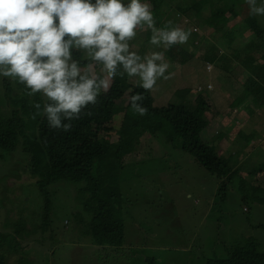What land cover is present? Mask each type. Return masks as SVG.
Masks as SVG:
<instances>
[{"label":"rangeland","instance_id":"1","mask_svg":"<svg viewBox=\"0 0 264 264\" xmlns=\"http://www.w3.org/2000/svg\"><path fill=\"white\" fill-rule=\"evenodd\" d=\"M224 2L239 15L237 21L240 23L234 24L237 30L244 33L238 39V42L243 40V51L237 54L228 50V45L223 44V39L219 37V31L210 28L202 30L200 27L198 30L197 26L194 27L200 42L205 43L204 47L207 45L199 49L198 55L213 56L214 61H217L213 63V70L217 66L218 73L221 76L226 73L228 79L221 80L215 89L217 81L213 79L214 72L204 73L205 70L198 68L194 60L186 63L185 73L174 69L171 76L172 80L179 79L175 73L177 70L182 75L178 81L180 90L185 92V87L190 88V93L184 96L190 107H195L198 87L212 86L213 90L206 92L213 105V111L210 112L212 116L206 114L209 125L200 137L216 151H222V157L231 169L246 163L235 169L230 177L224 199L220 200L218 192L223 180L208 173L190 154L184 153L180 140L173 142L157 131L145 133L130 154L123 156L121 168L116 171L118 185L112 186L119 191L112 205L122 222V244L118 247H102L93 244L92 238L86 233L88 217L83 206L89 195L79 191L85 186L84 183L58 180L48 186L49 224L44 228L41 220L42 204L33 186V179L28 174L19 176L23 170L17 169L24 156L18 155L17 148L14 153L0 150L1 263L205 264L211 259L225 258L230 250L248 244L264 254V191H256L251 186L252 175L255 177L264 172V164L257 169L256 165L250 163H264V108L253 106L255 96L244 95L240 84L243 82L241 73L248 66V60L241 61L250 53L259 57L257 52H252L258 41L250 38L247 27L241 24L249 12L247 0L205 1L199 8L200 17L205 18L212 8L225 10ZM261 2L257 0V5ZM192 13L193 9H189L186 14ZM187 19L178 18L175 27H187ZM262 31L264 39V27ZM138 39L141 43L145 33ZM192 49L188 42L177 44L172 49V56L182 60L185 54L181 50L191 52ZM82 53L85 59H89L83 50ZM170 70L173 68L170 67ZM93 72L100 76L106 75L102 70L91 69L90 74ZM2 78L7 79L11 87V94L6 99ZM161 78L157 79L152 90L154 92L151 93L154 99L152 107L156 108L163 101L174 98L177 91L172 87L171 78L166 82L159 81ZM258 82L261 83L260 79ZM134 83H139V80L131 82ZM22 91V88L18 89L13 84L12 78L0 76V113L7 114L5 100L7 102L17 92L22 94ZM128 92L115 102L116 108L126 106ZM239 93L241 96L236 99ZM40 96L44 101L47 100L41 93ZM171 101L177 102L178 98ZM239 103L240 111L235 114L234 105ZM122 118L123 113L119 112L111 122L112 131L106 135L111 144L118 139ZM233 125L235 129H232ZM220 128L223 130L220 137L209 136ZM237 129L240 130L239 134ZM86 207L89 209V206ZM17 218L22 221L19 225L15 223Z\"/></svg>","mask_w":264,"mask_h":264},{"label":"trees","instance_id":"2","mask_svg":"<svg viewBox=\"0 0 264 264\" xmlns=\"http://www.w3.org/2000/svg\"><path fill=\"white\" fill-rule=\"evenodd\" d=\"M144 1L150 5V11L159 28L169 22L171 27H175L178 18L186 17L188 26L182 27V30L190 34L193 29H196L194 26L202 30L210 28L212 31L220 32L223 44L230 43L234 37L244 35L236 28V24L240 23L237 21L238 13L227 7L225 2L223 5L225 10L212 8L209 9L205 18H201L199 8L203 2L209 0H178L175 3V0H141L142 3ZM128 2L129 0H124L125 4ZM189 9H193L194 13L186 14ZM230 24L234 25L229 27ZM241 24L247 27L246 32L251 35L250 38L258 41L253 51L262 55L264 15H251L249 11ZM138 36L136 35L129 42L130 51L137 52L136 47H138L148 50L150 54L163 52L164 57H167L174 46L165 48L164 45H152L149 33L145 34V39L140 43V39L137 40ZM253 40L252 42H256ZM81 52L74 49L73 59L80 61L82 70L90 74L91 69L88 68L90 63L95 70L98 67L102 70V65L93 63L90 58L83 60ZM207 60L213 61L214 57L206 58ZM262 68L260 79L262 78L264 82V64ZM121 78L116 76L106 93L103 90L100 91L95 104H89L82 109L80 118L70 122L72 124L70 132L57 131L48 127L43 113L44 104L48 101L43 102L39 93L29 96L26 93L17 92L12 99H8L7 102L5 100L7 114L0 113V150L13 152L17 148L18 155L24 156L17 169L23 170V174L19 173V176L28 174L27 176L33 179V186L37 189L42 204V227L46 228L49 224L48 186L58 180L73 184L84 183L85 186L79 191L89 195L88 201L85 199L83 206L88 217L86 233L92 238L93 244L109 248L121 246L123 240L122 222L118 219L115 206L112 205L119 196L118 189L112 188L113 185H118L116 171L121 168L123 156L130 154L145 133L153 134L157 131L166 138H171L173 142L180 140L181 150L184 153L190 154L208 173L223 180L218 189L220 200L224 199L226 184L235 169L246 164L240 163L236 168L231 169L223 159L222 151H216L209 142H204L200 137L201 132L209 125L206 114L213 111V105L206 94L195 96V107H190L186 100L184 104L180 102L167 107L152 108L151 99L145 92L142 93L145 91L142 87L129 85L124 76ZM1 80L6 99L11 94L10 84L4 78ZM254 83L252 79L240 82L243 94L252 90ZM13 84L20 88L21 83L16 80ZM129 89L131 92L127 93L128 99L136 93H141L145 97L142 101L143 106L147 108L145 115H134L129 100L125 107H115V102L121 100ZM263 98L264 89L258 95V102H261ZM34 103H40L41 108L40 114L32 119V115L37 111L33 107ZM119 112L123 113L121 127L117 132V141L111 144L106 135L112 131L111 122ZM232 129H235L234 125ZM222 133L223 130L220 128L209 136L220 137ZM237 133H240L239 129ZM101 134L105 135L101 136ZM251 164L256 165L257 169L262 166L254 162ZM251 186L256 191H264V172H260L259 176L255 177L252 175ZM15 223L19 225L22 221L17 218ZM0 264L5 263L0 261ZM205 264H264V254L257 252L252 245L248 244L230 250L225 258L211 259Z\"/></svg>","mask_w":264,"mask_h":264},{"label":"clouds","instance_id":"3","mask_svg":"<svg viewBox=\"0 0 264 264\" xmlns=\"http://www.w3.org/2000/svg\"><path fill=\"white\" fill-rule=\"evenodd\" d=\"M247 4L251 15H264V0L259 5L257 0H247ZM197 29H193L190 34L179 27H171L170 22L162 28L157 27L150 5L141 0H129L126 4L124 0H0V76L12 78L13 83L14 80L21 83L22 93L29 96L41 93L47 98L45 101H48L43 108L48 127L70 132V122L80 118L82 109L95 104L100 91L106 93L116 76L119 79L124 76L129 85L142 87L145 90L142 93L145 92L151 99V107L154 102L151 93L154 92L152 90L155 89L157 79L162 77L159 81H168L174 69L185 73L186 63L190 60L198 63V68L205 70L204 73L214 72L213 79L217 81L215 89L219 87L221 80L228 79L227 74L221 76L217 66L213 70V63L217 61L209 62L206 61L209 57L198 55L201 51L199 49L205 48V43L200 42V37L196 36ZM143 32L149 33L152 45H164L167 48L188 42L193 49L191 52L181 50L185 54L182 60L172 56L173 47L167 57H164L163 52L150 54L148 50L138 47L137 52L130 51L129 42ZM240 37H234L227 44L228 50L237 54L243 51V40L238 42ZM194 39L197 40L193 42ZM74 49L83 50L93 63L101 64L102 72L106 75L100 76L94 72L89 74L82 70L80 61L73 59ZM261 54L257 57L250 53L243 58L241 62L248 60V66L241 73V79L243 82L249 79L255 81L252 90L244 95L253 94V106L264 108V98L258 102V95L264 89V82L260 79L264 52ZM81 57L86 60L82 52ZM88 68L94 69L93 64L90 63ZM96 70L100 71L101 68ZM175 73L180 79L182 75L177 70ZM136 79L139 83L131 84ZM179 79L170 80L172 87L177 90L174 98H178V101L172 102L174 98H170L158 108L185 103L187 99L184 96L191 90L189 87L184 88L185 92L180 90ZM205 88L198 87L196 96H208L206 92L213 90L211 85ZM240 96L239 93L235 98ZM144 99L141 93L129 97L134 115L143 116L147 113V108L142 104ZM240 105H234L235 114L240 111ZM33 107L37 111L31 118L35 119L40 114L41 104L34 103Z\"/></svg>","mask_w":264,"mask_h":264}]
</instances>
